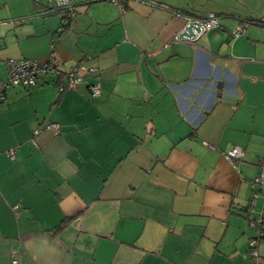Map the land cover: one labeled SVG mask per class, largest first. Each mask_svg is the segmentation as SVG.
<instances>
[{
    "label": "crops",
    "instance_id": "crops-1",
    "mask_svg": "<svg viewBox=\"0 0 264 264\" xmlns=\"http://www.w3.org/2000/svg\"><path fill=\"white\" fill-rule=\"evenodd\" d=\"M73 2L65 28L47 0H0V77L8 59L58 55L55 74L0 101V264H264V239L259 261L249 245L263 192L248 211L264 154V0ZM182 15L220 27L181 38ZM84 60L96 69L71 89ZM234 145L238 166L224 157Z\"/></svg>",
    "mask_w": 264,
    "mask_h": 264
},
{
    "label": "built area",
    "instance_id": "built-area-1",
    "mask_svg": "<svg viewBox=\"0 0 264 264\" xmlns=\"http://www.w3.org/2000/svg\"><path fill=\"white\" fill-rule=\"evenodd\" d=\"M114 2L123 7L126 0H108ZM140 2H148L149 0H135ZM46 6L48 10L60 11L62 13V27H71L73 20L78 16V11L74 6L73 0H47ZM220 27L218 18L211 16L204 20L201 25V31L196 34L192 40L199 38L203 33L209 31L212 28ZM244 30L242 25H237L233 30V34H238ZM185 38V37H184ZM58 60L57 53L53 52L52 59L49 62L40 63L28 58L22 59H8L7 60V76L5 78L0 77V101L5 99V90L11 86H24L32 88L36 86L42 78L47 75L55 74L58 70L56 63ZM95 67H90L88 61L84 60L79 64L71 66L67 71L68 81L67 86L71 89H75L77 85L83 80V71L95 70ZM63 88H60L62 90ZM90 93L93 97H98L102 93V86L99 82L92 83L90 85ZM43 128L52 131L54 134L60 132V125L58 123L46 120L43 123ZM41 131L38 128L34 132L32 141L36 143V137ZM208 145V144H207ZM213 147L212 145H208ZM9 156L14 157L15 152L9 151ZM224 157L234 166H238L244 160L245 148L239 145L231 146L229 150L224 152ZM259 173L252 178L250 182L256 187V191L252 193V199L250 206L248 207L249 217L251 218V212L255 204V200L258 197V193H264V154L260 156L258 160ZM264 198V195H263ZM251 225L256 230V235L250 240V250L252 256L259 261L260 252L258 249L259 242L264 239V207L258 218L251 219ZM12 264H17V260H13Z\"/></svg>",
    "mask_w": 264,
    "mask_h": 264
},
{
    "label": "water",
    "instance_id": "water-1",
    "mask_svg": "<svg viewBox=\"0 0 264 264\" xmlns=\"http://www.w3.org/2000/svg\"><path fill=\"white\" fill-rule=\"evenodd\" d=\"M181 17L187 22V24L183 32L181 33L180 37L194 38L196 34L201 31V25L203 24L204 20H199L187 15H182Z\"/></svg>",
    "mask_w": 264,
    "mask_h": 264
},
{
    "label": "trees",
    "instance_id": "trees-1",
    "mask_svg": "<svg viewBox=\"0 0 264 264\" xmlns=\"http://www.w3.org/2000/svg\"><path fill=\"white\" fill-rule=\"evenodd\" d=\"M150 2V0H149ZM65 28H68L66 26H64ZM222 89H223V85L222 84H219V88H218V96H221L222 95ZM63 225V224H62Z\"/></svg>",
    "mask_w": 264,
    "mask_h": 264
}]
</instances>
